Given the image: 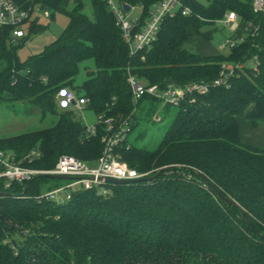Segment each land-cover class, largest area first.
<instances>
[{
  "label": "trees",
  "instance_id": "1",
  "mask_svg": "<svg viewBox=\"0 0 264 264\" xmlns=\"http://www.w3.org/2000/svg\"><path fill=\"white\" fill-rule=\"evenodd\" d=\"M12 1L69 23L25 61L8 47L12 29H0V102L21 103L26 114L50 123L0 138V150L18 162L32 157L24 165L41 170L64 155L97 163L104 125L91 137L73 109L57 107V92L68 88L96 117L117 127L127 122L116 150L121 161L149 177L166 170L152 182L105 185L108 194L77 190L65 204L16 199L13 189L0 200V264H264V12L253 11V0H184L191 15L166 18L155 41L134 56L106 0ZM160 1L117 0L141 7L142 21ZM228 13L252 27L241 45L223 52L214 40ZM29 27L32 35L46 30L39 19ZM255 57L256 68L245 66L227 86L177 108L145 96L135 111L128 72L148 86L212 84L223 63L247 65ZM88 62L94 70L85 66L78 82ZM162 107L176 111L171 125L155 147L140 146L141 123Z\"/></svg>",
  "mask_w": 264,
  "mask_h": 264
},
{
  "label": "built area",
  "instance_id": "2",
  "mask_svg": "<svg viewBox=\"0 0 264 264\" xmlns=\"http://www.w3.org/2000/svg\"><path fill=\"white\" fill-rule=\"evenodd\" d=\"M117 21V25L122 29L123 37L128 44L130 54L134 56L141 50L149 47L156 39L161 25L166 18L174 17L178 14L190 16L191 11L184 4V0H162L154 4L148 11L147 17L142 21L143 9L140 7V15L137 19L127 21V14L122 5L117 0H106ZM134 7H131L133 10ZM36 10V9H35ZM33 9H21L12 0H0V29L11 28L13 40L25 38V27L29 26L33 20ZM38 10V9H37ZM130 10V11H131ZM253 11L255 13L264 12V0H253ZM49 13L44 12V17L49 18ZM223 28L232 31L231 36L226 38L219 49L228 52L241 45L251 32V24L244 23L235 13H228L220 22ZM254 35V33H252ZM257 58L244 65V63L225 62L222 64L219 78L209 83H193L184 87L168 86L166 88L158 85L148 86L141 83L136 77L128 72L127 82L132 91V101L135 105L145 96H151L161 100L163 105L180 107L186 100L193 99L195 95L205 94L212 86H227L230 77L237 71L245 72V66L256 68ZM57 107L61 110L73 109L82 119L86 126V133L91 137H96L99 126L104 125L105 133L102 136L103 153L98 160V166L93 168L89 164L80 161L72 156H61L54 168L41 170L25 166L24 163H31L32 157H26L25 162H18L15 154L0 150V186L3 194L0 193V200L9 196L8 192L16 189L12 196L16 199H27L25 193L29 184L41 179L42 176H62L72 182L66 186L49 190L40 195L36 194L34 200L55 202L57 204L67 203L72 193L77 190L99 189L100 193L108 194L104 189L106 179L136 180L148 178L149 173L140 174L131 169L125 162L121 161L116 153L117 148L127 137V122L121 123L118 127L114 119H104L102 116L96 117V122L89 125L83 116V111L88 103L84 97H78L75 91L68 88H61L56 94Z\"/></svg>",
  "mask_w": 264,
  "mask_h": 264
},
{
  "label": "rangeland",
  "instance_id": "3",
  "mask_svg": "<svg viewBox=\"0 0 264 264\" xmlns=\"http://www.w3.org/2000/svg\"><path fill=\"white\" fill-rule=\"evenodd\" d=\"M203 5H207L208 0H198ZM87 13L91 16L92 12L90 6H87ZM140 15V7L136 6L127 14V21H132L137 19ZM32 19H39V25L44 27L46 30L44 32L38 33L36 35L30 34V27L27 26L24 29L25 39L13 41L11 44L8 43L9 49L15 52L19 60L25 61L28 57L40 54L45 50V47L53 42L68 26V19L62 15H56L54 19L51 17L45 18L44 11L35 10L32 15ZM232 31L228 28H223L216 33L215 44L219 46L226 38L231 36ZM93 63L88 62V64L82 66L80 75L78 77V82L86 76L85 66H90L92 70ZM165 106V105H163ZM164 107L157 111L154 118L148 122L144 121L141 123L139 130L143 129L145 131V136L139 141L140 146H148L150 148L155 147L162 139L164 133L171 125L176 111L172 110L167 113L163 110ZM26 107L21 104H12L11 102H0V138L16 136L24 134L27 132H32L49 126V122H43L40 115H28L25 112ZM87 123L91 125L96 122V116L88 111L84 112ZM98 163L92 165L93 168L97 167ZM71 180H58L50 179L38 180L37 186L38 190L34 189L32 193H25L27 201H33L34 197L42 193L48 192L49 190H54L63 186L70 184Z\"/></svg>",
  "mask_w": 264,
  "mask_h": 264
},
{
  "label": "water",
  "instance_id": "4",
  "mask_svg": "<svg viewBox=\"0 0 264 264\" xmlns=\"http://www.w3.org/2000/svg\"><path fill=\"white\" fill-rule=\"evenodd\" d=\"M123 10L128 13L131 10V6L127 4H122ZM38 19H36V22ZM166 170V168L162 169L161 171ZM160 171V172H161ZM160 172L156 174L155 176L148 177V178H143V179H136V180H117V179H111L108 178L106 179L105 183L107 185H113V186H125V185H132V184H137V183H142V182H152L156 180V178L159 176ZM41 178H50V179H58V180H66L67 177H62V176H42ZM224 198V197H223ZM231 203H234L232 200L227 199ZM235 204V203H234Z\"/></svg>",
  "mask_w": 264,
  "mask_h": 264
},
{
  "label": "crops",
  "instance_id": "5",
  "mask_svg": "<svg viewBox=\"0 0 264 264\" xmlns=\"http://www.w3.org/2000/svg\"><path fill=\"white\" fill-rule=\"evenodd\" d=\"M18 40H21V39H18ZM14 41H16V40H14ZM75 111V110H74ZM86 110H85V108H84V111H83V116H84V118H85V121L87 122V120H86V117H85V115H84V112H85ZM76 112V111H75ZM77 113V112H76ZM92 113V112H91ZM77 115H78V113H77ZM79 116V115H78ZM93 124H95V122L94 123H92L91 125H93ZM10 137V136H9Z\"/></svg>",
  "mask_w": 264,
  "mask_h": 264
}]
</instances>
